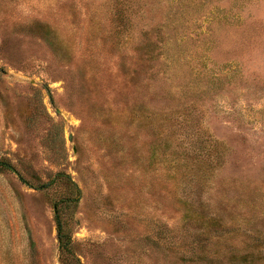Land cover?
<instances>
[{
    "label": "rangeland",
    "instance_id": "rangeland-1",
    "mask_svg": "<svg viewBox=\"0 0 264 264\" xmlns=\"http://www.w3.org/2000/svg\"><path fill=\"white\" fill-rule=\"evenodd\" d=\"M57 213L80 264H264V0H0V264Z\"/></svg>",
    "mask_w": 264,
    "mask_h": 264
},
{
    "label": "trees",
    "instance_id": "trees-1",
    "mask_svg": "<svg viewBox=\"0 0 264 264\" xmlns=\"http://www.w3.org/2000/svg\"><path fill=\"white\" fill-rule=\"evenodd\" d=\"M60 176L66 177L64 175H60ZM56 212H57V205H56ZM56 227H57L58 239L60 243L59 249H60L62 263L80 264L79 260L75 258V256L72 253L71 238L70 235L65 231V223L63 219L60 217L59 213H57L56 215Z\"/></svg>",
    "mask_w": 264,
    "mask_h": 264
}]
</instances>
